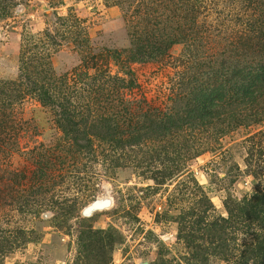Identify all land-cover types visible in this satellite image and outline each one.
I'll list each match as a JSON object with an SVG mask.
<instances>
[{
    "label": "rangeland",
    "instance_id": "374dc122",
    "mask_svg": "<svg viewBox=\"0 0 264 264\" xmlns=\"http://www.w3.org/2000/svg\"><path fill=\"white\" fill-rule=\"evenodd\" d=\"M11 1L0 15V264H264V102L243 123L127 140L100 118L169 111L186 95L187 44L133 60L158 16L149 0ZM201 1L200 56L264 52V0ZM68 102L97 111L69 127Z\"/></svg>",
    "mask_w": 264,
    "mask_h": 264
},
{
    "label": "trees",
    "instance_id": "16d2710c",
    "mask_svg": "<svg viewBox=\"0 0 264 264\" xmlns=\"http://www.w3.org/2000/svg\"><path fill=\"white\" fill-rule=\"evenodd\" d=\"M149 2L154 5L153 11L158 16L154 19L149 18L146 21L149 28L138 32L133 60L162 61L169 57L173 46L179 43L187 44L189 57L185 56L184 60H180L179 65L184 68L181 80L188 81L183 93L186 95L178 96L173 107L166 112H148L131 119L116 113L111 114L110 118L102 116L100 122L111 121L115 135L136 141L141 140L143 133L153 130L160 132L165 129L181 130L185 127H193L195 124L201 127L212 126L226 119L243 123L244 118L251 116L249 112H253V109L260 105V101L264 102V52L255 56L257 52L236 50L232 52L235 54L233 61H222L221 57L213 54L200 56L197 9L198 5L202 4L201 8L204 2L201 0H149ZM10 4H12L11 0H0L2 17L9 15ZM125 4L126 1L117 0L114 5L123 7ZM257 38L260 42H264V37ZM252 39L253 37L249 36L245 44L249 45ZM193 57H198L197 61L194 62ZM189 68L193 70L191 74L186 72ZM26 77L28 79V76ZM183 84V82L182 86L181 83L177 84L178 88L182 90L185 86ZM39 88L37 86L36 89ZM7 91L6 86H0L1 106L7 101ZM92 91L102 95L106 89L100 84ZM39 96L43 103H54L55 99L49 97L44 87L40 88ZM70 102H68L69 106L62 104L60 106L67 112L64 114L69 127L72 120L75 121L74 118L80 119L84 116L81 110L93 113L97 111L91 106L81 107ZM126 134L128 136H125ZM259 247L264 250V243H260Z\"/></svg>",
    "mask_w": 264,
    "mask_h": 264
}]
</instances>
